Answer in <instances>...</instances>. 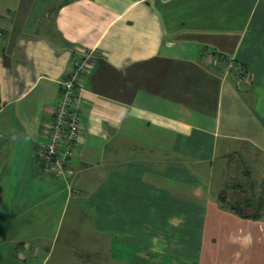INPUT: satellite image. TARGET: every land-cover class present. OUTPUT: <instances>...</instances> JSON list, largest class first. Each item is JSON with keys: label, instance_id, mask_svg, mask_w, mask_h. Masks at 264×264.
Listing matches in <instances>:
<instances>
[{"label": "crops", "instance_id": "obj_1", "mask_svg": "<svg viewBox=\"0 0 264 264\" xmlns=\"http://www.w3.org/2000/svg\"><path fill=\"white\" fill-rule=\"evenodd\" d=\"M37 1L0 0L8 259L71 205L67 227L92 230L106 262L188 261L192 250L194 264H264V215L228 205L264 187V0H45L35 16ZM91 50L81 135L69 176L57 178L38 151L60 81Z\"/></svg>", "mask_w": 264, "mask_h": 264}, {"label": "rangeland", "instance_id": "obj_2", "mask_svg": "<svg viewBox=\"0 0 264 264\" xmlns=\"http://www.w3.org/2000/svg\"><path fill=\"white\" fill-rule=\"evenodd\" d=\"M44 2L45 0L37 1L34 9L35 16L40 13L39 10L42 8V4ZM53 2L58 3L59 0H53ZM38 165L43 171H45L46 168H43L39 162ZM68 167L70 174L69 164ZM54 175L56 176V174ZM56 177L59 178L60 176ZM247 186H249V183H247ZM0 188H3L2 182H0ZM247 189H249V191L245 192L243 195L247 194L249 197H251L253 193L250 188ZM239 192V190L230 191L228 193V197L237 193L240 194ZM71 211L72 206H66V213L61 211L59 220L58 218L55 220L57 211H53V219L49 223V226L52 228L42 230L40 239L34 240L29 245H13L14 249L17 247L16 250L18 252L19 258L16 257V259H8L9 257L5 255L6 250L0 249V264H126L121 260H115L113 253L109 254V261L106 262L104 260L103 254L104 245L97 244L95 241L90 244V241H88L89 237L94 236L92 235V230L81 227V225L76 229H69L67 227V221L72 215ZM82 215L85 216L86 214ZM2 227H4V225L1 223L0 234L2 233V236L4 237L5 230L3 231ZM98 231L100 230H93V232ZM172 248L174 252L178 247L173 246ZM193 254L194 253L192 250L188 252L189 262L186 260H173L170 255L165 254V256L163 255V260H159L156 262V264H194ZM159 256L161 255L159 254ZM150 264H154V262L151 261Z\"/></svg>", "mask_w": 264, "mask_h": 264}, {"label": "built area", "instance_id": "obj_3", "mask_svg": "<svg viewBox=\"0 0 264 264\" xmlns=\"http://www.w3.org/2000/svg\"><path fill=\"white\" fill-rule=\"evenodd\" d=\"M93 50L81 56H74L68 74L60 84L61 98L52 109V121L47 129V141L39 152V164L45 171L67 179L69 176V158L80 136V111L82 110L81 78L92 65ZM227 69L235 71L239 80H245L240 66L227 61Z\"/></svg>", "mask_w": 264, "mask_h": 264}, {"label": "trees", "instance_id": "obj_4", "mask_svg": "<svg viewBox=\"0 0 264 264\" xmlns=\"http://www.w3.org/2000/svg\"><path fill=\"white\" fill-rule=\"evenodd\" d=\"M227 59L228 58H224L225 64H226ZM93 60L94 59L92 58V61ZM226 66H227V64H226ZM239 66H240V69L243 71L244 76L247 77L246 70L241 66V64H239ZM229 71H232V70H229ZM232 72L236 76H238L235 73V71H232ZM80 135H81V132H80ZM79 138H80V136H79ZM46 141H47V139H46ZM76 145H77V143L75 144L74 149H75ZM74 149H73V152H74ZM41 150H42V148L39 149V151H38V159L39 160H40L39 152ZM71 157L69 158V160L71 159ZM39 160H38V162H39ZM239 187L240 186H237V187H234L232 189L240 190L241 187L240 188ZM247 188H250V190L253 193V195L251 197H249L247 194L243 195L239 198L234 199L233 202H231V204H228V205L231 209L236 211V214H238L240 217H250L252 219L260 218L262 215H264V187L260 191V193L256 191L255 186H249ZM247 188H244V190H242V192H248L249 189H247ZM256 193H258V194H256ZM226 197H227V192H225V195L223 198H226Z\"/></svg>", "mask_w": 264, "mask_h": 264}]
</instances>
